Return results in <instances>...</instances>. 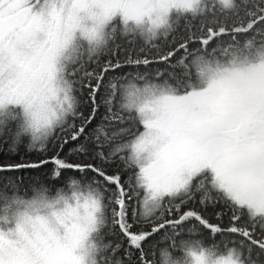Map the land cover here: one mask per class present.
<instances>
[{"label": "snow or ice", "instance_id": "obj_1", "mask_svg": "<svg viewBox=\"0 0 264 264\" xmlns=\"http://www.w3.org/2000/svg\"><path fill=\"white\" fill-rule=\"evenodd\" d=\"M0 264H264V0H0Z\"/></svg>", "mask_w": 264, "mask_h": 264}, {"label": "trees", "instance_id": "obj_2", "mask_svg": "<svg viewBox=\"0 0 264 264\" xmlns=\"http://www.w3.org/2000/svg\"><path fill=\"white\" fill-rule=\"evenodd\" d=\"M25 150H26V148H25ZM25 175L27 176L28 174L25 173ZM32 178L39 179V178H40V174H38V173H33V174H32ZM55 187H56V188L64 187V184H63V183H61V184H57Z\"/></svg>", "mask_w": 264, "mask_h": 264}]
</instances>
